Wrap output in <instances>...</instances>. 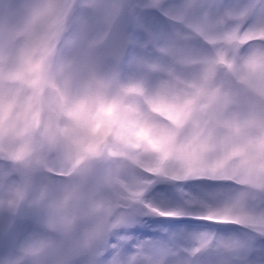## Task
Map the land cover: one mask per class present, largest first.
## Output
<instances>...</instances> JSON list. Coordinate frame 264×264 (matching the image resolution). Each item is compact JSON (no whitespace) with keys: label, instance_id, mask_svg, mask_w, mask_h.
<instances>
[{"label":"clouds","instance_id":"obj_1","mask_svg":"<svg viewBox=\"0 0 264 264\" xmlns=\"http://www.w3.org/2000/svg\"><path fill=\"white\" fill-rule=\"evenodd\" d=\"M143 216L243 234L134 243ZM249 239L264 240V0H0V264H253Z\"/></svg>","mask_w":264,"mask_h":264},{"label":"rangeland","instance_id":"obj_2","mask_svg":"<svg viewBox=\"0 0 264 264\" xmlns=\"http://www.w3.org/2000/svg\"><path fill=\"white\" fill-rule=\"evenodd\" d=\"M162 18L158 14H153L146 19V23L155 27L158 26ZM138 35H142L138 33ZM204 187V185H199ZM186 191H196L198 184H184ZM154 198L162 204H175L180 200V193L170 185H158L153 193ZM123 234L130 236L132 241H147L155 245L165 243L191 244L201 236L212 234L217 238L228 239L236 235H242L243 230L235 225L213 224L188 216L179 217H155L143 216L134 226L123 230ZM249 244L255 248L252 256L253 264H264V240H248Z\"/></svg>","mask_w":264,"mask_h":264}]
</instances>
